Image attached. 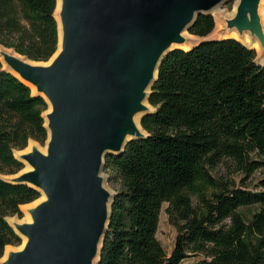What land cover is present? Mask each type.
Returning a JSON list of instances; mask_svg holds the SVG:
<instances>
[{
  "label": "trees",
  "instance_id": "1",
  "mask_svg": "<svg viewBox=\"0 0 264 264\" xmlns=\"http://www.w3.org/2000/svg\"><path fill=\"white\" fill-rule=\"evenodd\" d=\"M56 9L57 0H0V42L48 61L59 45ZM214 28L213 14L201 13L189 31L206 37ZM148 101L154 109L140 119L145 136L104 154V167L122 184L98 264H181L196 253L202 257L192 264H264V188L235 186L211 172L224 157L248 177L264 167V64L256 49L235 37L175 48L162 58ZM46 108L43 96L0 62L1 173L23 167L13 149L30 138L45 141ZM39 195L0 176V259L21 242L7 218L21 216L20 206ZM164 202L177 229L168 254L156 236ZM252 204L260 208L247 221L240 208Z\"/></svg>",
  "mask_w": 264,
  "mask_h": 264
},
{
  "label": "water",
  "instance_id": "2",
  "mask_svg": "<svg viewBox=\"0 0 264 264\" xmlns=\"http://www.w3.org/2000/svg\"><path fill=\"white\" fill-rule=\"evenodd\" d=\"M223 1L61 0L60 25L54 13L61 50L51 64L4 54L50 105L42 113L46 153L34 147L16 156L32 169L9 177L45 199L29 209L31 222L11 224L27 240L4 264H98L114 197L102 184L104 154H119L127 141L145 136L132 116L140 112V122L149 112L144 100L162 58L180 48L171 44L184 42L181 33L201 13L212 14ZM258 2L240 0L228 23L240 32L250 29L264 44Z\"/></svg>",
  "mask_w": 264,
  "mask_h": 264
},
{
  "label": "rangeland",
  "instance_id": "3",
  "mask_svg": "<svg viewBox=\"0 0 264 264\" xmlns=\"http://www.w3.org/2000/svg\"><path fill=\"white\" fill-rule=\"evenodd\" d=\"M236 2H237V0H224L222 3L216 5L218 8H220L219 12H221L220 14L222 15V19L220 18V20L217 21L218 19H216L215 16L213 15L215 18V21H216L214 30L209 35H207L206 37L198 36L196 34L191 33L189 30H187V33L182 34V36H184V42L194 46L198 42H200L201 40L206 39V38L228 37L227 31L230 30L228 20L235 16V14L234 15H232V14H233ZM57 4H58V0H57ZM259 42H261V41H259ZM260 45H261V51L260 52H258V50L255 47V49L257 51V60L264 63V44L260 43ZM4 54L15 55L16 57H18L20 59L23 58V60L30 59L25 54L18 52L13 46L6 45V44L0 42V62L2 64V67L9 69L11 71H15V70L8 67L7 63L4 60ZM153 109H154V107L151 105L149 107V111H151ZM48 110H50V105L47 103V108L43 112L45 113ZM145 134H146V132H145ZM47 139L48 138H46L43 143H40V142L30 138V139H28L25 147H23L21 149H16V148L13 149V154L15 156H17L18 154L27 153V151L30 149V143H31L30 140L33 141L34 144L37 143L36 144L37 147L39 146L41 149H45V147L47 145ZM254 155H256V154H254ZM21 161L23 162V167L20 170H18L15 173H12V174H6V173L0 172V176L4 179H9V177L16 176V175H18V173H22V172L27 171V170H24L25 168H27L26 164L24 163L23 160H21ZM211 172L216 178L228 180L231 183H234L235 186L244 187V188L252 189V190H261L264 188V186L261 184V180L264 178V167L258 168L248 177V176H246V174L244 172H242L241 170L238 169L236 163L231 158L224 157V159L218 165L211 168ZM101 176H102L103 186L111 194L114 195L117 192V190H119L121 188L122 181H121L120 174L116 170L106 169L104 167V161L102 164ZM40 195H39L40 198H42V192H40ZM193 200H194V203L198 202L196 196H193ZM166 205H167V203L164 202L161 206V209H160L156 236L160 240L161 244L163 245L164 249L166 250V252L168 254L174 245V239L176 236L177 229H176V226L174 225V223L169 218V216L165 210ZM28 207H29V205L20 206V209L22 211L21 216H17L16 214L12 215L14 217V219H17L15 221V223L16 222L17 223L18 222L19 223L24 222L23 220H25L27 218L25 211ZM259 208H260L259 204H252V205L242 206L240 208V211H241L244 219L247 221H250L253 217V214L257 210H259ZM21 242L23 243L22 237H21ZM19 244H11V245L13 246L12 248H18L20 246ZM5 254H6V250H5L4 255ZM200 257H202V253L193 254L190 257H187L186 259H184V261H182L181 264H192L196 259H198Z\"/></svg>",
  "mask_w": 264,
  "mask_h": 264
},
{
  "label": "bare ground",
  "instance_id": "4",
  "mask_svg": "<svg viewBox=\"0 0 264 264\" xmlns=\"http://www.w3.org/2000/svg\"><path fill=\"white\" fill-rule=\"evenodd\" d=\"M240 3V0H237L236 4H235V8H234V11H233V14H236L237 12V8H238V5ZM60 4H61V0H58V4H57V9H56V17H57V20H58V23L60 25V19H59V10H60ZM220 11V8H218L217 6L213 7L210 12L215 16L216 19H218L217 21L220 20V18L222 19V15L220 14L221 12ZM257 13H258V16H259V19H260V23H261V26H262V30L264 32V0H259L258 2V5H257ZM226 15V14H225ZM216 22V21H215ZM224 23V22H223ZM227 24V23H226ZM187 33V30H185L184 32L181 33L182 34H185ZM227 36H233V37H236L240 40H242L243 42H246L247 44L249 45H253L254 47H256V49L258 50V52L261 51V45L259 42L260 40L256 37V36H253L252 32L250 29H246L242 32H240L239 30H237L236 28H230L229 31H227ZM174 46H177V47H180V48H184V49H190L192 47V45L188 44V43H185V42H173L171 44V47H174ZM61 50V33H60V30H59V45H58V50L56 51V53L48 60V61H34V60H31V59H27V61L30 63V64H33V65H49L52 63V61L54 60V58L57 56V54L60 52ZM23 59V58H22ZM26 60V59H25ZM4 62V61H3ZM6 65V64H5ZM9 67V66H8ZM14 74H16L21 80H23L25 83H27L30 88L32 89V92L33 93H37V89H36V86L35 84H33L32 82L30 81H27L25 80L24 78H22L16 71H12ZM144 103L148 105V107L151 106V104L145 99L144 100ZM46 113V112H45ZM139 115H140V112H137L135 113L133 116H132V119H133V122L134 124L136 125V127L141 130V131H145L142 126L140 125V122H139ZM46 119V118H45ZM130 137V136H128ZM30 149L27 151V152H30L33 150L34 147H36L39 151L43 152V153H46V149H47V145L45 147V149H41L39 146L37 147L36 144L33 143V141L30 140ZM18 154V153H17ZM20 154H18L17 156H19ZM24 161V163L26 164L27 168H23L24 170H30L32 169V166L24 159H22ZM22 172V171H21ZM20 174V173H18ZM45 199V195L44 193L42 192V198H39L38 200L28 204L29 207L26 209V219L23 220L24 222H31L32 221V217H31V214H30V211L29 209L30 208H34L35 206H37L41 201H43ZM26 206V205H25ZM8 222L12 225H14L15 221L17 219H14V217H9L7 218ZM19 223V222H18ZM22 223V222H21ZM23 238V243L20 244V246L18 248H12L13 246H8L6 248V254L3 255V257L0 259V264H4V261L6 260L7 256H8V253L10 251H17V250H21L23 248V246L25 245L26 243V236H22ZM10 247V248H9ZM97 260V257H95V259L93 260V262L95 263V261Z\"/></svg>",
  "mask_w": 264,
  "mask_h": 264
}]
</instances>
